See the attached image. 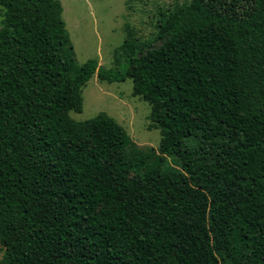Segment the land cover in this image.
<instances>
[{"label": "trees", "instance_id": "16d2710c", "mask_svg": "<svg viewBox=\"0 0 264 264\" xmlns=\"http://www.w3.org/2000/svg\"><path fill=\"white\" fill-rule=\"evenodd\" d=\"M0 8V264H264V0L159 8L110 67L76 63L60 0ZM93 74L131 79L158 153L70 119Z\"/></svg>", "mask_w": 264, "mask_h": 264}, {"label": "rangeland", "instance_id": "374dc122", "mask_svg": "<svg viewBox=\"0 0 264 264\" xmlns=\"http://www.w3.org/2000/svg\"><path fill=\"white\" fill-rule=\"evenodd\" d=\"M185 0H60L62 17L78 65L95 58L100 65L113 66V50L128 32L137 41L147 40L156 32L159 8ZM0 8V22L3 15ZM82 106L71 110L70 119L80 122L103 112L119 123L133 144L154 148L158 153L159 129L149 118L150 107L132 93L130 78L107 82L93 74L81 87ZM163 167H178L173 155L164 156ZM2 251L0 250V258Z\"/></svg>", "mask_w": 264, "mask_h": 264}]
</instances>
